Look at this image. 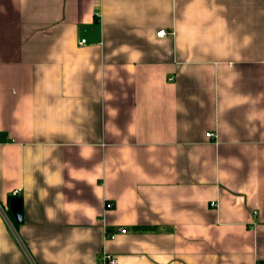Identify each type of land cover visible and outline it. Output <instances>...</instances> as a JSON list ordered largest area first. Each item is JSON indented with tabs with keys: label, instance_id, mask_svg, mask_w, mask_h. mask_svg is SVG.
I'll return each instance as SVG.
<instances>
[{
	"label": "crops",
	"instance_id": "0c3cea01",
	"mask_svg": "<svg viewBox=\"0 0 264 264\" xmlns=\"http://www.w3.org/2000/svg\"><path fill=\"white\" fill-rule=\"evenodd\" d=\"M104 251L264 264V0H0V264Z\"/></svg>",
	"mask_w": 264,
	"mask_h": 264
},
{
	"label": "built area",
	"instance_id": "2783aa9c",
	"mask_svg": "<svg viewBox=\"0 0 264 264\" xmlns=\"http://www.w3.org/2000/svg\"><path fill=\"white\" fill-rule=\"evenodd\" d=\"M157 34L158 35H165V34H167V30L166 29H160L157 32ZM85 41H86L85 38L81 39V43H84ZM206 135L211 137V136L215 135V132L214 131H207ZM18 193H19V190H14V192H13L14 195H17ZM118 231L124 232V231H126V229L123 227H119ZM115 236H116L115 232H111V233L107 232L105 234V237H109V238H114ZM99 262L101 264H116V263H118V257L116 255L108 252V251H104L99 258Z\"/></svg>",
	"mask_w": 264,
	"mask_h": 264
},
{
	"label": "water",
	"instance_id": "95a60500",
	"mask_svg": "<svg viewBox=\"0 0 264 264\" xmlns=\"http://www.w3.org/2000/svg\"><path fill=\"white\" fill-rule=\"evenodd\" d=\"M22 197L21 196H14L10 201V207L17 219L22 218Z\"/></svg>",
	"mask_w": 264,
	"mask_h": 264
}]
</instances>
